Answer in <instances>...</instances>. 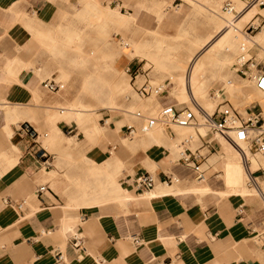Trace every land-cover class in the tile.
I'll list each match as a JSON object with an SVG mask.
<instances>
[{"label": "crops", "instance_id": "crops-1", "mask_svg": "<svg viewBox=\"0 0 264 264\" xmlns=\"http://www.w3.org/2000/svg\"><path fill=\"white\" fill-rule=\"evenodd\" d=\"M61 8L50 0H0V264H264L259 240L264 233V206L255 195L233 191L221 178L224 164L245 172L251 160L245 169L240 164L246 159H233L230 148L217 139L213 145L200 137L202 144L191 150L203 158L199 169L193 170L168 158L164 148L170 147L169 142L146 145L148 139L142 138L137 146L155 147L131 152L119 131L84 139L76 125L61 120L53 138L51 115L63 100L52 96L58 92L48 91L43 82L54 79L66 64L60 42L55 49L53 43L62 39ZM187 8L181 16L193 17V6ZM130 11L125 8L124 13ZM132 13H137L135 25L142 31L156 27L139 10ZM130 36L139 42L138 35ZM63 37L67 38L65 33ZM128 49L133 56L125 63L126 72L138 95L150 98L138 89L161 86L147 78L153 66L145 68L147 58L140 55V48L137 53L133 46ZM160 74L156 70L155 76ZM143 76L146 80L138 85L137 78ZM155 97L163 107H176V99L165 89ZM24 124L34 134L21 129ZM42 137L54 151L44 146ZM67 138L76 142L68 143ZM40 145L48 162L36 154ZM206 148L209 153L204 155ZM111 150L127 165L118 178L125 194L85 205L84 194L74 186L85 181L84 170L90 167L84 157L90 164H103ZM151 170L157 183L149 193L122 183L125 175ZM206 170L218 173L221 183L210 182ZM195 173L198 178L193 181ZM174 176L180 178L178 184L169 180ZM40 185L48 189L37 195ZM75 236L82 239L79 247L73 245Z\"/></svg>", "mask_w": 264, "mask_h": 264}, {"label": "rangeland", "instance_id": "rangeland-1", "mask_svg": "<svg viewBox=\"0 0 264 264\" xmlns=\"http://www.w3.org/2000/svg\"><path fill=\"white\" fill-rule=\"evenodd\" d=\"M50 1L62 7L58 15V24L60 25L58 26V32H60V35H62V39L61 41L53 39V43L55 49L58 43L60 42V47L58 46L59 53L61 59L63 61H66V64L63 66V70H61L60 73L56 77H54V80L62 83L64 85V88L58 93L51 95L57 98H62L63 102L66 103L81 99L84 102L92 104V108L94 109L93 112L97 114L96 115L92 112V120L94 119V121L97 122L99 126L103 127L102 134L98 138L106 137L105 134L110 131H114L115 133L119 131L122 137V142L124 143L123 139L126 140L127 143L125 147L131 152L136 151L138 149L145 150V148L152 149L153 147H155L153 145L137 146L138 140H141L142 138H147L150 140L151 137L143 135L144 131H142V126L144 125V120L137 117L135 113L138 111H142L147 116L155 117L156 115H158L163 105L160 104L155 112L153 108H151V105L154 104V102L158 100L159 97L152 96L150 98H141L138 95L137 91L133 87L131 76L126 72L125 63L131 58V56H128L127 59L119 57L118 68L112 66L116 58H118L120 51L129 50L128 48H130V46H133V48L136 50L137 48H140L143 51L140 52V54L147 58L145 68L153 66V71L147 76L148 80L154 85H161L163 90H167L168 95L176 99V107L181 108L188 106L193 109L197 117L198 123L196 125H192L193 129L185 128L180 133H178L176 130H172V126H170V128L168 129L164 128V126L159 125L166 132V136L174 138L173 142L169 143L170 147H162L168 151L167 154H170V157L168 158L172 157L173 160L178 161V159L180 158V147H183L179 144L184 139H188V142L185 144V147H189L192 150L198 148L202 144V141L200 139L201 136L203 139L207 140L213 145L216 143L217 140L215 138V135L217 133L213 132L210 126L203 125V123L209 124L207 121L204 122L205 116L203 115V110L209 112L210 114L214 112L217 103L219 102V99H213L210 93L217 88L225 89L224 82L217 81L213 85H210L207 90L208 102H206L205 107L203 109H196V104L193 102V98L190 99L187 88H184L183 96L182 94L174 95L172 91L175 86V79L169 75V71L164 68H160L156 65L153 56L146 54V52L157 50L158 46L161 45V40H164L165 43L168 45H172L174 47L179 45V48L182 51V56L190 57L188 61L189 65H199L200 63L196 61V58L192 57L191 49L195 48L194 39L197 36L207 37L211 33V26L209 25V15H211L212 9H214L212 5V0H195L194 3L189 0ZM228 1H231L233 6L236 5V2L234 0H220V14L224 15L226 13H233L234 15L238 16L239 13L237 14L235 8V11L232 12L223 11L225 3ZM239 1L247 6L253 4L258 5L257 3H255V0L252 3H247V0ZM104 4L112 5L122 17L131 16L134 14L137 17V13L133 14L132 12L139 10L140 12L144 13L145 17H148L151 22H154V24H156V27L152 29L155 30L156 28L157 33H152V30H149L147 28H144L145 31H142V29L135 25L136 18L134 21L127 22H122L121 18L116 17L115 15H108L107 18V15H105L103 9ZM120 4L126 9H131V13L126 14L124 13V11H121ZM200 5L207 6V8ZM188 6H196L203 11H194V9L192 8L191 12L194 15L193 17H189L187 15H184L182 17V12L188 10ZM259 7L264 9V5H261ZM155 15H158L157 22L155 21ZM196 17H199L200 19ZM250 20H256V23H261V26L264 27V13L259 11V13L253 15L252 17L244 18L240 21V23H238L237 26L239 27V32L240 34H242V42L245 41V38L243 36L245 26ZM181 22H183L182 24L185 26L186 30L188 31V34L190 35L180 37L181 35L178 33V28L181 25ZM205 26L207 27V29L206 31L202 32ZM130 27L136 28L129 29L128 31L125 30ZM262 31L263 29L259 28V30L256 31L254 34L256 35L258 33H261ZM64 33L65 37H67L66 39H64L63 37ZM131 33L140 37V39H138V43L132 40L130 36ZM54 37L55 36H53L52 38ZM141 37H143V40L141 39ZM126 43H128V45L125 46ZM238 54L239 51L235 56L236 61ZM61 65H63V63ZM156 70L158 72H161L158 77L155 76ZM235 76L238 80H235ZM228 77V79L232 82L246 81L244 84L240 83V85H238V89L232 91V94H228V91L225 89L224 97L228 99L230 103L229 106L232 109L242 114H245L249 109H252L253 106H256V109L260 108V106L264 109V106H262L260 103V101L264 100V93H257L259 92V90L254 87L252 82L250 83L248 79H245L244 77L238 75L235 71L234 75L230 74ZM145 80L146 78L144 76L139 77L137 78L136 83L139 85ZM120 83L124 85V91L122 92L121 89H119ZM243 88L244 90H241ZM102 100H111L114 103L112 106L114 107V109L104 107L107 105H104ZM131 103H134L136 105L130 106ZM56 106L58 107V109H56L57 112H53L51 115L53 135L55 133L56 122L61 120L66 121L68 124L76 125L78 129L83 133L84 139H96L95 136H86V132L83 126L75 119L68 120L67 117L60 114L59 108H61L62 106L61 103H58ZM131 112H134V114H131ZM123 125L134 126L135 133L132 137L127 134L125 127L121 128ZM198 128L202 129L200 130ZM171 131L174 133V136L170 135ZM40 132L44 134L46 131L40 130ZM41 141L44 146L46 145L48 150H50L51 152L54 151L52 145L49 143L47 138L42 137ZM74 142L76 141H74V138H72L70 143ZM152 143L154 142L149 143L148 141L146 145ZM112 144L115 143L112 142ZM128 144H131L132 146ZM221 152H223V150L220 146L219 153ZM111 153L112 156L116 155L112 150ZM201 153L207 155L209 153L208 148L202 150ZM253 155H255V153H253L252 156H247V160H251V167H249L251 171L259 169V166L253 165ZM231 156L233 159H245L243 156L235 154L232 150ZM258 156L264 158L263 154H258L256 152V157ZM100 158L102 159L104 157L101 156ZM84 159L90 167L84 170L85 174L83 178L79 175L77 177H79V179L82 178L84 180H87V178H93L90 173L93 167L95 166H93L86 160V156L84 157ZM173 162L174 161H172V163ZM240 165H243L246 169L245 162L241 163ZM126 167L127 165L123 164L116 173L117 182L120 170ZM224 167L226 171L221 176L223 182L227 177L226 175L229 174L228 168L229 170L233 169L232 166H228V163L224 164ZM260 168L261 170L257 171L255 174L258 177L262 188L264 189V167ZM151 172L154 173V170H151ZM239 172L242 178L246 179L244 181L245 183L243 182L245 195H255L260 200L261 204L264 206V201L260 199L255 189L249 187L247 184V169L245 172H243L242 170H239ZM204 175L208 178L210 182L220 184L222 181L221 178L217 177L218 173H214V171L206 170L204 172ZM98 177L104 178V171H99ZM175 178H177V180H174L173 184H178L180 178L177 176H175ZM197 178L198 174L195 173L192 180L196 181ZM79 185L80 182L74 184L78 191ZM221 195L223 196V194ZM262 262L264 263V255L262 256Z\"/></svg>", "mask_w": 264, "mask_h": 264}, {"label": "bare ground", "instance_id": "bare-ground-1", "mask_svg": "<svg viewBox=\"0 0 264 264\" xmlns=\"http://www.w3.org/2000/svg\"><path fill=\"white\" fill-rule=\"evenodd\" d=\"M189 1H192V3L195 2V0H189ZM219 1L220 0H212V5L214 9H212V13L211 15H209V19H210L209 25L211 26V33L207 37L197 36L194 39L195 48L191 49L192 52L191 55L193 58H196V61L200 63L199 65H189L188 61L190 57L182 56L181 54L182 51L179 48V45L174 47L172 45L166 44L164 40H161L160 42L161 45L158 46L157 50L146 52L147 55H151L154 57V60L158 67L164 68L167 71H169V75L175 79V86L172 91L173 94L174 95L182 94L183 96L184 88H187L190 99L193 98L194 100L193 102L196 104V109L199 110L203 109L205 107L206 102H208L207 90L210 85H213L217 81L224 82V87L228 91V94H232V91L238 89V85H240V83L244 84L246 82L245 80H244L245 82H240V81L232 82L228 79L229 78L228 76L230 74L234 75V71L236 70L237 61L235 59V56L237 55L243 40L241 36L242 34H240L239 27L237 25L238 23H240L242 19L252 17L253 15L259 13V11L264 13V9L260 8L258 5L253 4L247 6L245 4H242L239 0H234L236 2L235 3L236 5L233 3L235 5L233 7L236 9L237 14L239 13V15L237 16L234 15L233 13H226L222 15L220 14L221 7ZM103 9L105 15H107V18L108 15H115L116 17L121 18L122 22L134 21L136 18L135 14L131 16L122 17L119 14V12L110 4L108 5L104 4ZM193 9L194 11H199V12L203 11L196 6H194ZM223 11L232 12L230 10H224V9ZM182 23L183 22H181V25L178 28V33L181 35L180 37L190 35L188 34V31L186 30L185 26ZM262 29L263 31L261 33L256 34L254 36V39L257 42L264 45V27ZM151 30L152 33H157L156 30L153 29ZM135 52L137 53L138 51L136 50ZM128 56L131 57L133 56L132 51L130 50L120 51L118 58H116L112 66L118 68L119 57L120 58L123 57L127 59ZM235 80H238L236 76H235ZM119 89H121V92L124 91V85H122V83L119 84ZM241 90H244V88ZM257 93L260 94L264 92L259 90V92ZM102 102L104 103V105H107L104 107L109 109H114V107H112L114 103L111 100H102ZM260 103L262 106H264V100L260 101ZM132 105L135 106L136 104L131 103L130 106ZM159 105L160 103L158 100H156L154 104L151 105V108H153L154 112L156 111ZM92 107H93L92 104L84 102L81 99H77L76 101L73 102L71 101L68 103L63 102L60 108L62 112L60 111L59 112L63 116L67 117L68 120L75 119L77 122H79L84 128L86 132V136H95L96 138H98L102 134L103 127L99 126L97 122L94 121V119L92 120V116H93L92 112L94 110ZM131 114H134V112H131ZM205 121L206 119H204V122ZM203 125H207V124L203 123ZM171 126H172V130H176L178 133H180L185 128L193 129L192 125H188V126L171 125ZM58 130L59 129L55 127V133L53 135V138L56 137ZM165 133L166 132L159 125L147 131H144V134L147 137L149 136L151 137L150 140L148 139L149 143L154 142L158 146H162L166 144V142L169 143L173 142L174 138H171L170 136L169 137L166 136ZM215 138L222 146H227L235 154L244 157V155L240 152L238 146L234 145L226 137L217 133L215 135ZM67 141L68 143H70L71 138H67ZM123 141L124 144L127 143L125 139H123ZM239 145L245 150L247 156H252V154L247 148V145L244 142H240ZM183 148L184 146L180 147V149ZM91 164L95 165V167H93L90 173L93 178H89L85 181H82L80 182L79 185V191L80 193H83L85 197L84 204L85 205L100 204L102 203L103 200L108 199L109 197L123 198L125 194L124 190L116 181V173L123 165L121 159L117 155H114L111 157H107L106 161L103 164H97L96 162L95 163L91 162ZM253 165L264 167V158H261L259 156L256 157V154L253 155ZM99 171L100 172L104 171L105 173L104 178L98 177ZM228 172L229 174L226 175L227 177L224 180V184H226L228 187H231L233 191H238L239 193H245L243 182L246 179L242 178L239 170L236 168L229 170L228 168ZM118 198L115 199L117 200Z\"/></svg>", "mask_w": 264, "mask_h": 264}, {"label": "built area", "instance_id": "built-area-1", "mask_svg": "<svg viewBox=\"0 0 264 264\" xmlns=\"http://www.w3.org/2000/svg\"><path fill=\"white\" fill-rule=\"evenodd\" d=\"M252 3L254 0H247V3ZM259 6L264 5V0H255ZM121 6V5H120ZM125 12V8H120ZM224 10L235 11L231 1L225 3ZM261 23H256V20H250L245 26L243 36L245 41L241 43L239 54L236 62L235 72L251 81L254 86L264 92V45L257 42L254 39V33L262 29ZM259 55V56H258ZM44 88L50 92H59L64 88V85L54 79H48L43 82ZM139 93L143 97H152L163 92L162 86H153L151 84L143 85L139 89ZM213 99H219L216 109L213 113H209L203 110V115L206 121L209 123L210 128L213 132L218 133L234 145L238 146L240 152L246 159V167L249 164L245 150L239 145L240 142H244L247 145L248 150L251 154L256 152L264 155V111L263 108L256 109L253 106L245 114H242L229 106V101L224 97L225 89L217 88L211 93ZM137 117L144 120L142 131H147L157 125L170 128L171 125H196L198 123L197 117L192 108L185 106L181 109H177L173 105H166L162 107L158 115L155 117L147 116L145 113L138 111L135 113ZM127 134L132 137L135 133L133 125H125ZM21 129L34 134V130L28 124L21 126ZM202 137V136H201ZM188 139H184L180 142V146H184L180 151L179 162L184 164L186 167L198 170L200 162L203 156L197 151H192L189 147H185ZM36 154L43 158L45 162H48V153L41 145L36 149ZM261 168L251 171L247 167L248 179L247 184L249 187L255 189L257 194L264 201V189L262 188L256 172ZM170 181L177 180V178L170 177ZM122 183L124 185H130L134 187L139 193H145L150 191L155 183L156 177L149 171L141 172L135 176L125 175L122 177ZM48 189L47 185H40L36 191L37 195H41ZM81 237H74V246L79 247ZM262 241L264 249V233L259 238Z\"/></svg>", "mask_w": 264, "mask_h": 264}]
</instances>
